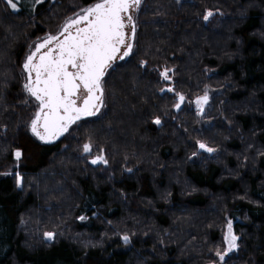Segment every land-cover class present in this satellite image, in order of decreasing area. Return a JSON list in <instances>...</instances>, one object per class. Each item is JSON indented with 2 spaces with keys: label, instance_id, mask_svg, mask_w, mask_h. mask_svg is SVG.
I'll return each mask as SVG.
<instances>
[{
  "label": "trees",
  "instance_id": "16d2710c",
  "mask_svg": "<svg viewBox=\"0 0 264 264\" xmlns=\"http://www.w3.org/2000/svg\"><path fill=\"white\" fill-rule=\"evenodd\" d=\"M6 9L0 2V264H219L228 220L238 248L223 264H264V0H146L135 54L107 81L104 118L82 125L71 150L36 141L18 106L23 34L31 18L48 25L64 7ZM206 10L214 13L208 21ZM165 68L170 81L160 77ZM208 88L223 94L211 98L217 126L203 136L189 108L155 124L171 114L176 93L192 101ZM222 116L232 127L220 124ZM85 140L92 150L105 147L116 164L111 186L81 169L75 155ZM198 141L221 154L210 157ZM50 171L53 179L40 178ZM62 176L70 177L68 196L52 190ZM30 216L36 245L20 230ZM45 232L54 238H39ZM77 234L103 245L82 246Z\"/></svg>",
  "mask_w": 264,
  "mask_h": 264
},
{
  "label": "snow or ice",
  "instance_id": "6c2138e0",
  "mask_svg": "<svg viewBox=\"0 0 264 264\" xmlns=\"http://www.w3.org/2000/svg\"><path fill=\"white\" fill-rule=\"evenodd\" d=\"M40 2L41 0H35V3ZM7 3L12 10H19L15 0H7ZM141 3L142 0H97L82 8L78 14L67 18L56 35L48 34L42 43H36L35 50L23 63L27 74L23 87L38 104L30 125L36 137L42 141L55 140L82 117L100 112L104 106L103 81L107 69L117 58L123 59L132 52L131 40H134L136 34L133 12L140 8ZM213 14L212 10H206L203 19L208 21ZM129 26L131 36L126 32ZM122 49L123 55L118 57ZM171 71L165 68L160 72V77L170 81ZM166 90L174 91L173 88ZM81 91L84 93L82 97ZM176 98L174 106L179 109L185 103V96L183 93H176ZM208 100L207 90L203 95L196 96L194 103L198 112L204 111ZM155 123H161L159 117L155 119ZM197 143L199 149L215 151L203 141ZM91 149L90 142L83 144L84 153H90ZM14 155L19 160L22 153L16 150ZM99 162L108 163L102 154L91 161L92 164ZM22 179L16 173L18 185L22 184ZM44 236L51 240L55 234L45 232ZM123 239L127 242L129 237L125 235ZM223 239L226 247L215 252L219 264H223L228 253L238 248L239 238L233 231L232 220L227 222ZM210 264L218 262L210 261Z\"/></svg>",
  "mask_w": 264,
  "mask_h": 264
},
{
  "label": "flooded vegetation",
  "instance_id": "af4514ba",
  "mask_svg": "<svg viewBox=\"0 0 264 264\" xmlns=\"http://www.w3.org/2000/svg\"><path fill=\"white\" fill-rule=\"evenodd\" d=\"M66 1V0H65ZM146 0H142L141 6L138 10L133 12V18L135 20L136 24V34L134 40H131L133 43V49L132 52L127 56L124 57L123 59L117 58L109 67L106 71L104 81H103V86H104V106L101 108L100 112L97 113L96 115L93 116H88V117H82L80 120L76 121L74 124L70 125L66 136L59 142L55 144H60L62 143L71 133L77 131L82 125L89 123V122H95L102 120L107 112L108 105H107V89H106V84L107 81L110 77V74L117 69L119 66L122 64L126 63L129 61L133 55L135 54L136 48H137V33H138V15L142 9V6ZM18 5V11H14L10 8H7L6 10L12 14H17V13H27L31 11L32 13L36 14L38 7L40 6H46V9H48L49 6H60L64 7L63 10L59 11L58 10H53L52 14L54 17L52 18V23L48 25H43L40 20H36L35 25L33 28L28 30V32L23 34V38L20 41L21 44H25L23 47V51L21 53L19 62H18V75L20 78V92H21V102H19V108L21 109L22 117L24 120L23 126L28 130L29 134L36 140V136L32 133L31 131V120L33 119L35 112L37 111L38 104L37 101L35 100L34 97H32L23 87L24 83L26 82V72L23 69V63L26 59V57L35 50V45L37 42H43V38L48 35H56L60 30L62 25L65 23V20L69 17L74 16L75 14H78L82 8L87 7L90 4H93L97 2V0H93L89 3H82L78 4L76 8H73L72 6L64 2V0H41L40 3H35V0H16L15 1ZM2 4V3H1ZM3 5V4H2ZM4 6V5H3ZM30 6V7H29ZM39 11V10H38ZM83 26V25H81ZM126 32L131 36V26L126 28ZM46 50V49H45ZM43 51V50H42ZM123 55V49L122 51L118 54L119 56ZM39 57L37 56V59ZM81 97L84 95L83 91L80 93ZM39 142V141H38ZM53 144V145H55Z\"/></svg>",
  "mask_w": 264,
  "mask_h": 264
},
{
  "label": "rangeland",
  "instance_id": "374dc122",
  "mask_svg": "<svg viewBox=\"0 0 264 264\" xmlns=\"http://www.w3.org/2000/svg\"><path fill=\"white\" fill-rule=\"evenodd\" d=\"M16 1V0H15ZM177 1H185V0H177ZM0 2L5 6V7H7V8H10L11 9V7L8 5V3H7V0H0ZM68 5H69V8H70V6H72L73 8H76L78 5H76V4H74V3H71V2H69L68 3ZM143 7V6H142ZM34 25H35V23H36V18H31V20H30ZM18 32V29H16V31H15V33H17ZM17 35V34H16ZM223 90V89H222ZM222 90H211L210 88H208L207 89V91H208V94H209V100H208V103L206 104V105H204V111L201 113V112H198L197 111V109H196V105H195V103H194V101L195 100H190V101H188V100H186L185 99V103L184 104H182L181 105V108L179 109V111L180 110H182V109H190V110H194V112H195V115H196V122H195V126H194V129L197 131V133L199 134V135H201V136H203V134L205 133V131H207V130H210L212 127H214V126H217V125H214V124H216V122L214 121V119L212 118L213 116L212 115H209V112H208V109H209V105H210V101H211V98H212V96L214 95V94H216V95H218V94H223V92H222ZM176 102H177V98L175 99V101H174V104H173V107H172V111H171V114L170 115H165V116H163L162 118H160V121H164V120H171L173 117H175L176 115L178 116V113H179V111L177 112V113H175L174 111H173V109H174V105L176 104ZM14 112H15V110H14ZM176 114V115H175ZM223 121H225L224 120V116H222V123H220V124H222L224 127H226V129H229L228 127H232V125H231V123H228L227 121H225V122H223ZM155 122V121H154ZM162 123V122H161ZM161 123H159V124H156L157 126H160L161 125ZM20 126H22V124H19V125H16L15 127H20ZM22 130V129H21ZM77 139H78V137H77V131H75V132H73V133H71L62 143H60V149L62 148L63 150L64 149H68V150H71V148H72V143L73 142H75V141H77ZM85 143H87V141L85 140ZM84 144V143H83ZM197 145H198V143H197ZM70 148V149H69ZM211 148H214V147H211ZM250 148L252 149V146H250ZM254 148V147H253ZM215 149V148H214ZM104 150H106V148L105 147H99L98 149H96V150H92L91 149V152L90 153H84L83 152V149H82V147H81V151L79 152V154H77V155H75L76 157H78V159H79V165H80V167H81V169L83 170V172L86 174V173H88V171L86 170V168H90L91 170H92V172L94 173V174H96L97 176H99V177H101V178H103V179H105V181H107L106 183L109 185V186H111L112 184H113V182H114V174H115V170H116V164L114 163V161H112L110 158H109V156H108V154H107V152L106 151H104ZM16 152V151H15ZM15 152H14V154H15ZM206 153V152H205ZM207 153H209V155H210V157H214V158H217V156H219L220 154H221V151L217 148V149H215V151H213V152H207ZM13 154V155H14ZM103 155L106 159H107V161H108V163L107 164H104V163H102V162H99V163H97V164H92L91 163V161H92V159L93 158H95L97 155ZM197 155H195V157H196ZM14 158H16L15 157V155H14ZM68 159L69 158H64V160H62V163H67V161H68ZM81 163V164H80ZM63 165V164H62ZM21 176V175H20ZM54 178V174H53V171H50V172H47L46 173V175L44 176L43 175V173L41 174V176H40V178H43V180H44V178ZM69 176H62V179H63V183H61L60 185H56V187H53L52 188V190L53 191H55V189H56V191L57 190H59V189H61V192L62 193H64V194H66L67 196H68V193H67V191H66V184H67V182H68V180H69ZM70 181V180H69ZM30 183V186H37V181L36 180H34V179H31L30 181H29ZM59 186L61 187V188H59ZM58 187V188H57ZM43 189H45V191L43 190ZM51 189V188H50ZM49 188H42V190H43V192H46V191H48V190H50ZM136 204H137V202H136V198L135 197H131V199H130V201H129V207H131V208H135L136 207ZM31 221H32V219H31V216L30 217H24L22 220H21V224H20V230H22L23 231V233H24V236H25V239H26V241L28 242V243H30V244H35L34 242H36V241H33V240H36L35 238L37 237V235H38V232L36 231V230H33V228L31 227ZM136 222H137V219L135 220ZM118 227V226H117ZM123 230H122V232H130L129 234H132V235H134V234H136L135 232L133 233V231H129V230H125L124 228H122ZM60 235L61 234H65V233H59ZM115 234H117L116 232H115ZM110 235H114V234H111L110 233ZM126 234H124L123 236H122V241L123 242H125L124 241V239H123V237L125 236ZM128 236V235H127ZM39 238H41V239H47V238H45V236H44V234L43 233H41L40 235H39ZM73 239H74V241H76V242H79V243H81V245L82 246H91V245H94V246H101V245H103L102 244V242L99 240V241H95V240H93V239H90L89 238V236H84V235H82V234H77L76 235V237L74 236L73 237ZM36 245V244H35ZM152 252H153V250H151ZM140 254H142V253H140V252H138L137 253V257H140L141 255ZM138 264V263H137Z\"/></svg>",
  "mask_w": 264,
  "mask_h": 264
},
{
  "label": "water",
  "instance_id": "95a60500",
  "mask_svg": "<svg viewBox=\"0 0 264 264\" xmlns=\"http://www.w3.org/2000/svg\"><path fill=\"white\" fill-rule=\"evenodd\" d=\"M180 108H181V107H180ZM180 108H179V109H180ZM179 109H177L176 107H174L173 111H174L175 113H177V112L179 111ZM66 133H67V132L63 133V135L59 136L57 139L52 140V141H42V140H40L38 137H36V138H37V140L39 141L40 144H42V145H47V146H48V145H53V144H55V143L61 141V140L66 136Z\"/></svg>",
  "mask_w": 264,
  "mask_h": 264
}]
</instances>
